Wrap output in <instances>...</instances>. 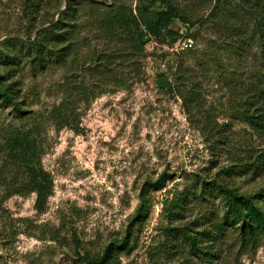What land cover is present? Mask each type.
<instances>
[{
    "label": "rangeland",
    "instance_id": "rangeland-1",
    "mask_svg": "<svg viewBox=\"0 0 264 264\" xmlns=\"http://www.w3.org/2000/svg\"><path fill=\"white\" fill-rule=\"evenodd\" d=\"M173 1L193 21L211 9ZM69 4L77 11L75 53L66 62L34 63L33 42ZM118 10L132 11L145 28L165 7L148 0H0V53L10 63L19 57L9 68L17 71L25 112L0 104V171L9 182L3 146L12 129L38 123L42 166L53 182L42 213L35 194L10 197L0 182V264H84L86 253L101 255L122 241L128 242L119 252L122 264H264V237L248 242L240 222L225 223L224 198L214 187L246 197L264 191V172L237 173L264 154V138L241 120L232 94L233 83L248 84L252 58L236 63L221 55L213 62L207 48L214 40L206 34L187 50L191 31L181 24L174 28L182 35L176 44L150 37L138 54L98 29L97 21ZM187 69L192 78L179 86ZM193 87L197 104L189 106ZM230 166L236 168L228 176L223 170ZM180 196L189 203L178 218L170 203ZM183 228L209 255L193 253Z\"/></svg>",
    "mask_w": 264,
    "mask_h": 264
},
{
    "label": "trees",
    "instance_id": "trees-1",
    "mask_svg": "<svg viewBox=\"0 0 264 264\" xmlns=\"http://www.w3.org/2000/svg\"><path fill=\"white\" fill-rule=\"evenodd\" d=\"M148 1L160 3L165 10L156 13L155 21L147 27H143L132 11L118 10L102 21H97L98 29L109 42L124 48L132 47L137 49L138 54H142L150 37L162 44H165L167 39L172 45L176 44L182 35L174 28L181 24L188 26L191 31L187 35V40L195 41L201 34L212 37L214 41L207 48V56L213 62H219L221 55L233 59L236 63L245 62L251 57L252 67L249 66L248 84L239 87L232 82V94L235 101H240L238 113L241 120L264 138V73L261 72V67H264V0H191L196 5L211 6L207 16L194 21L193 17L186 14L173 0ZM76 12V8L69 4L50 28L39 33L40 41L33 42L34 63L42 66L48 58L66 62L75 53L71 39L75 32ZM216 46L222 50L221 54L219 50H216ZM0 56L4 57L2 58L4 64L0 63V65L5 67L4 71L0 68V104L12 107L19 116H24L25 112L17 96L19 89L16 88L17 78L13 73L16 70L9 68L10 65L17 64L16 60L19 57H14L10 63L7 55L0 53ZM200 64L207 66L203 61H200ZM191 78V72L188 69L184 70L179 75L178 85L184 86ZM197 94V88L193 87V94L188 98L189 106L197 104L193 98V95ZM62 120L65 121L64 117ZM65 124V126L70 125L67 122ZM3 148V170H6V175L10 176V181H4L3 173L0 171V182H4L10 197L35 194V209L39 213L44 212L53 194V182L42 166L44 153L41 126L38 123H32L26 130L12 129L6 137ZM251 160L250 163L239 166L240 170L237 173H242L244 170L264 172V154ZM235 168L236 166H230L223 171L231 176ZM163 184L164 180L161 179L157 187L162 189ZM214 187H217L224 198L227 209L224 216L225 223L240 222V234L243 240L250 242L262 239L264 237V191L255 196L246 197L223 185ZM258 201L263 206L258 205ZM188 203L187 196H180L170 203V215L181 217V212L188 209ZM143 212L144 209L141 214ZM175 230V228H168L169 232ZM219 230H223V225H220ZM180 232L193 253L209 255L203 251L199 239L191 235L188 229H180ZM127 247L128 242L122 241L116 246L107 247L101 255L86 253L83 257L84 264H122L119 252ZM170 247H164L160 252L168 255ZM211 258L213 261L219 259L215 252L212 253Z\"/></svg>",
    "mask_w": 264,
    "mask_h": 264
},
{
    "label": "built area",
    "instance_id": "built-area-1",
    "mask_svg": "<svg viewBox=\"0 0 264 264\" xmlns=\"http://www.w3.org/2000/svg\"><path fill=\"white\" fill-rule=\"evenodd\" d=\"M193 43H194V41L191 40V39L186 40V41L184 42V47H185V49H187V50L192 49V47H193V45H194Z\"/></svg>",
    "mask_w": 264,
    "mask_h": 264
}]
</instances>
